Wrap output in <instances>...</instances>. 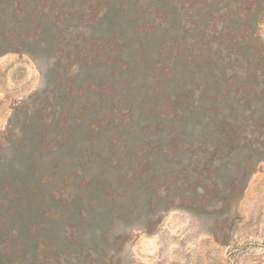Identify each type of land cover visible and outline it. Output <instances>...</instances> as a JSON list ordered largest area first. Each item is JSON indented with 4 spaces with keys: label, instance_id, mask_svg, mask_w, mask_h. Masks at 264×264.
Segmentation results:
<instances>
[{
    "label": "trees",
    "instance_id": "obj_1",
    "mask_svg": "<svg viewBox=\"0 0 264 264\" xmlns=\"http://www.w3.org/2000/svg\"><path fill=\"white\" fill-rule=\"evenodd\" d=\"M263 23L264 0H0V57L49 61L0 133V264H104L99 207L103 233L148 231L241 194L264 161Z\"/></svg>",
    "mask_w": 264,
    "mask_h": 264
},
{
    "label": "rangeland",
    "instance_id": "obj_2",
    "mask_svg": "<svg viewBox=\"0 0 264 264\" xmlns=\"http://www.w3.org/2000/svg\"><path fill=\"white\" fill-rule=\"evenodd\" d=\"M260 33L264 36V23ZM48 62L42 54L39 66L26 56L0 57V133L13 109L41 87L40 70ZM92 200L104 201L97 193ZM102 227L99 207L86 240L99 244L104 264H264V161L241 194L214 199L196 213L168 211L148 231L140 220L130 226L111 223L104 233Z\"/></svg>",
    "mask_w": 264,
    "mask_h": 264
}]
</instances>
